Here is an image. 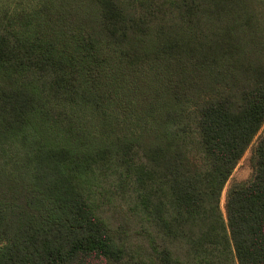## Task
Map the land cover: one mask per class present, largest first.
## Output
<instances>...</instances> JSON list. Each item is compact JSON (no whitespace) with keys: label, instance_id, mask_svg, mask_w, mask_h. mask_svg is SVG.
I'll return each mask as SVG.
<instances>
[{"label":"trees","instance_id":"obj_1","mask_svg":"<svg viewBox=\"0 0 264 264\" xmlns=\"http://www.w3.org/2000/svg\"><path fill=\"white\" fill-rule=\"evenodd\" d=\"M261 3L0 0V264H264Z\"/></svg>","mask_w":264,"mask_h":264},{"label":"rangeland","instance_id":"obj_2","mask_svg":"<svg viewBox=\"0 0 264 264\" xmlns=\"http://www.w3.org/2000/svg\"><path fill=\"white\" fill-rule=\"evenodd\" d=\"M263 4L264 3H261V6ZM262 131H263V129H261L259 131V133L255 137V139L253 140L252 144L248 147V149L244 153L243 157L240 159L237 166L235 167L233 173L229 177V179H228V181L224 187V190H223L222 200H224V197H225L229 187L232 184L242 182V181H246L249 178H251V176L253 174L251 156H252L253 149H254V147L257 143V140H258L260 134L262 133Z\"/></svg>","mask_w":264,"mask_h":264}]
</instances>
